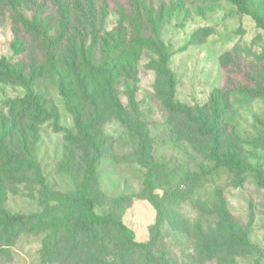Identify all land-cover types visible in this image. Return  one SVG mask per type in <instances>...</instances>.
<instances>
[{
  "label": "rangeland",
  "instance_id": "rangeland-1",
  "mask_svg": "<svg viewBox=\"0 0 264 264\" xmlns=\"http://www.w3.org/2000/svg\"><path fill=\"white\" fill-rule=\"evenodd\" d=\"M43 1L50 0L15 5L31 49L24 54L11 48L12 9L0 8V63H19L29 71L37 63L33 51L39 57L40 49L32 43L29 19ZM58 1L72 11L64 43L74 42L77 64L88 63L81 53L84 39L94 63L107 60L117 43L129 51L127 62L114 72L112 91L88 66L63 73L39 64L34 92L57 117L20 122L12 133L14 140L24 131V145L16 149L29 165L6 173V208L37 212L43 219L62 215L59 198L77 193L95 159L88 185L94 210L106 223L92 241L69 235L80 244L70 264H264V187L258 183L264 176V0ZM85 16L94 17L92 27L84 25ZM135 17L144 30L136 28ZM54 29L47 33L56 36ZM170 83L172 99L190 113L162 104ZM27 85L0 78L3 114H8L5 102L23 96ZM213 95L218 96L222 152L236 153L253 171L232 173L229 164L211 156L209 137L197 131L194 107L210 109ZM54 121L73 135L85 126L87 144L67 142ZM1 162L0 176L9 170ZM37 172L57 200L42 195ZM117 221L142 244L130 249ZM45 235L28 225L15 228L2 240L0 264H60L42 259Z\"/></svg>",
  "mask_w": 264,
  "mask_h": 264
},
{
  "label": "trees",
  "instance_id": "trees-1",
  "mask_svg": "<svg viewBox=\"0 0 264 264\" xmlns=\"http://www.w3.org/2000/svg\"><path fill=\"white\" fill-rule=\"evenodd\" d=\"M3 0H0V2ZM13 4L10 5L8 1H3L0 3V8L12 9L13 16V30L14 38L11 43V48L16 54H24L30 52L31 49L27 48V39L25 34L22 32V18L18 16L15 5L20 2V0H10ZM135 0H130L134 4ZM239 3L240 0H233ZM34 6V5H33ZM82 7V5H79ZM33 16L29 19L31 24L30 33L33 34L32 43H37L40 49L39 57H36V51H33V58L36 64L32 66L29 71L26 66L19 63L16 65H4L0 63V78L14 79L19 82H25L28 85V91L24 93L21 97H15L8 99L5 102V107L7 110V115L0 111V159L1 164L4 166H9V170L5 174L0 176V245L5 236L13 232L15 228H21L28 225L29 230H35L37 232H46L44 237V242L41 250V257L44 260H56L60 264H70L75 262V254L80 251V244L76 242L72 243L70 234H80L87 241L94 240V235L98 228L104 226L106 223V218L97 213L94 210V199L91 194L88 182L93 177L94 174V160L87 165L85 179L82 181L79 190L75 194H67L59 198V203H57L63 214L60 216H53L49 219H43L40 213H19L11 212L5 206V201L7 199V193L5 190L6 180H8L10 174H17L25 169L29 163L25 156H22L16 147L18 143L24 145V141L21 139L25 138V133L23 130H18L15 134V139L11 136L13 132L17 130V125L20 122H38L43 123L47 117L56 119L57 114L49 110L46 102L42 97L34 92V82L35 77H37L36 72L38 69L41 70V63H47L48 68L53 70H59L60 72H67L77 69L85 70V66H88V72H90L98 81H106L105 85L112 91L115 83L114 73L118 68H125L124 63L127 62V51L126 47L119 43L114 44L110 47L109 52L106 56L109 58L104 59L99 63H94L92 61V55L88 51L86 46V39L82 40L80 43L81 53L83 59L88 58V63L79 65L76 63L77 52L73 49L74 42L64 43L65 35L70 33V24L72 23V15L70 5L65 3V1L50 0L47 4L46 2L35 4ZM58 14V17L56 15ZM86 17V16H85ZM137 22L136 28L139 30H144V24L138 18L135 17ZM94 17H86L84 25L89 27L93 26ZM82 22V20L80 21ZM261 26L264 28V22H261ZM54 27V32L58 30L56 36H51L47 33V28ZM37 34V37H36ZM142 37V36H141ZM69 38V37H68ZM139 43L141 40L138 41ZM92 45V44H90ZM29 50V51H28ZM50 64V65H49ZM39 67V68H38ZM163 71V69L161 68ZM67 76L69 75L66 74ZM168 91L162 97V104L169 110L180 112V113H190V110L174 101L172 99L173 94V84L170 83ZM129 101L132 102L133 94L132 91H128ZM218 96L211 97L210 109L206 110L203 107H194V117L193 120L197 122V131L202 135H207L211 142V156L217 161L229 164V169L235 175H242L254 170L253 166L249 163L242 164L239 156L236 153L225 154L221 150V136L222 132L218 126ZM78 117V116H77ZM3 119V120H2ZM5 122V123H4ZM1 125L2 128H1ZM53 128L56 131H62L65 140L71 144H87L86 140L89 137L88 129L85 126L78 127V135H73L68 129L59 126L56 121L53 123ZM2 129H4L2 131ZM8 173V174H6ZM37 182L40 185V190L45 198L56 199L52 192L48 188L44 177L36 173ZM258 183L264 187V176L260 177ZM221 212L226 216V211L221 207ZM117 226L122 229L123 233L126 235L127 241L129 243V248L134 249L142 243H138L133 240V233L130 228L126 225L117 221ZM67 238L70 243L67 242ZM246 241L245 237H242ZM62 241V248H60L59 242ZM65 254V255H63ZM63 255V257H62Z\"/></svg>",
  "mask_w": 264,
  "mask_h": 264
}]
</instances>
